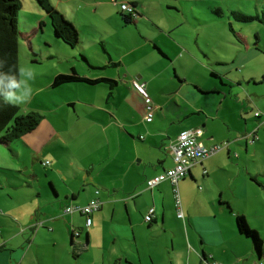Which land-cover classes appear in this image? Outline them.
Masks as SVG:
<instances>
[{
  "label": "rangeland",
  "instance_id": "374dc122",
  "mask_svg": "<svg viewBox=\"0 0 264 264\" xmlns=\"http://www.w3.org/2000/svg\"><path fill=\"white\" fill-rule=\"evenodd\" d=\"M49 1L59 12L67 13L68 17L75 16L79 20H85L84 25L96 26L98 33L90 29H85L82 33L81 29L76 27L77 30H75L78 31L77 42H81L82 45L71 47L60 39L59 47L62 46L61 49L65 51L57 48L50 49L42 45L39 34H29L32 33L31 27H38L40 16L44 15L41 12L42 9L35 0H20L21 7L17 13V30L21 35L27 33L28 38L30 35V40H28L32 47H28L27 43L23 42L26 39L20 36L18 43L20 85L14 97H11L12 102L10 103L19 107L22 114L37 113L40 116V123L34 132L11 141L8 147L0 145V245L5 246V242L12 241L10 246L17 249L13 254L14 264H116L112 259L118 255L119 241L113 244L112 237L108 235L110 225L107 219L102 221L100 218H96L95 221V216L97 217L102 213L101 209L90 216L92 228L89 236L90 243L88 244L85 241H82L83 244L80 245H78L80 241H77L76 244L70 243V236L64 234L63 229H58L54 233H45L44 231L49 230L46 224L36 231L30 228V226H36L37 223L43 222V219L40 218V211L44 209L43 203L46 202L43 195L44 193L53 194L50 180H53L60 193L64 192V183L67 182L69 185L79 188L80 199L84 197V190L88 186L82 180L74 182L64 177V175L69 176L71 174L73 167L76 168L79 164L78 161L86 160V155L79 148L80 144H94L99 148L106 141L104 138H107L112 146L116 142L125 144V141L128 144L127 138L119 133V129L111 128L106 132L95 130L92 134H86V138L83 141L80 138L79 145H77L68 130L70 121L74 120L75 117L73 113H70L71 111L68 112L71 108L67 110L56 109L57 103L55 102L59 100L58 96H55L57 95L56 90L42 87L46 82L45 73L53 74L57 68L62 69L63 65L71 61L76 65L80 63L81 55L79 53H83L82 46L87 57L98 58L97 54L102 50L91 42L97 43L100 40V34L103 36L110 34V36L107 35L108 41L105 39L103 41L106 43L114 42L115 48L120 51L119 53L134 49L133 57L141 58L146 51L149 53L150 48L147 44L148 48L139 47L143 43V40H140L137 35L140 32L142 37L147 40H156L158 44L163 46L166 44L165 50L170 59H176V56H184L185 58L188 56L194 59L189 60L187 58L185 63L177 62L175 64L177 76H180L181 80L186 77L189 81L197 80L207 84V86H211L214 82L219 88L231 89L234 95L237 92V96L245 101L249 92L246 93L244 88L248 87L249 91H255L259 94L264 93V84L253 85L252 82L248 84L245 82L246 79H243L246 74L258 80L264 78V0ZM121 4L135 6V16H138L136 22L123 26L119 17ZM234 14H242L252 18V20L242 22L237 20ZM50 27L45 29L44 39L47 36L48 39L52 40L54 33ZM87 34L89 36L94 35L97 41ZM168 39L172 42L171 47L167 42ZM104 49L113 55L116 54V51L107 45H104ZM133 57L125 59L126 62L133 65L135 61ZM160 58L164 61L169 60L161 56ZM31 59L36 60L34 64L31 63ZM142 65L146 72L158 71L160 68L152 64L148 57L146 64ZM212 73L216 74V77L212 76ZM173 74L175 73L171 69V75L168 74L167 77L161 78L165 80L164 85L161 86L162 89L159 88L156 81H153L150 87L145 89L147 99L150 100L148 105L145 102L146 99L131 83L136 93L144 100V102L137 103L139 113L141 112L140 108L143 107L141 117L145 113V106H152V108L155 106L154 103H151V96L157 93L156 102L160 104L158 113H160V117H164L163 119L156 117L158 130L166 131L169 129L173 131L177 127L172 119L182 117V98L188 99L191 89L194 88L193 86H182L179 93H172L169 82L174 81L179 86V81L173 78ZM229 82H232L231 87H228ZM123 88L127 91L130 86ZM181 95L182 97H180ZM227 99L229 102H236L234 97ZM251 108L246 109L247 112L243 116L249 119L252 116L250 120H254V113L257 110H251ZM51 109H56L54 111L56 115L50 112ZM259 121L260 125L264 126L261 124V118ZM43 124L46 125L42 126ZM79 125L84 126L85 123L81 121ZM57 132L62 133L57 136ZM259 133L260 137H264V128H261ZM161 134L165 140L168 138L167 136H170L166 133ZM124 146L126 147V145ZM88 154L90 159L98 160L97 162H100L98 158H102L97 151ZM43 160H47L46 162L49 164L44 165L46 162ZM262 161L264 162V159ZM50 163H56L57 168L50 166ZM262 167H264L263 163ZM222 173L217 175L221 185L225 183V175ZM112 175L101 173V175L96 176V173H93L90 176L92 179L95 176L94 188L100 194L102 191L104 192L103 187L108 188L111 185L121 184ZM84 185L85 187H82ZM236 192L235 208L246 213L250 230L255 231L262 241V257L260 258L262 262L254 261L253 257L247 254L249 243H252L250 239H243L237 235L235 218H229L230 215L222 217L220 213H217L218 221L214 217H206L205 220L212 226H215V222L216 226L231 225V221H233V234L227 230L222 234H211V231L205 230L207 226L203 224V218L197 216L195 221L204 228V235H207L206 241L204 244L201 243L199 234L188 221L186 228L190 241L185 240L184 242L187 252L189 250L192 253L194 250L201 252L203 249L208 255L213 253L215 263L212 264H264V190L248 193V196H244V198H242L239 189ZM197 212L201 214L205 211L199 209L196 210ZM12 236L13 238L10 239ZM141 236L143 238L144 234ZM81 237L85 240V231H82ZM140 242L145 241H138L139 244ZM153 242V251L158 257L166 253V243L170 253L175 258L178 257V260L184 253L180 247V241H174V251H172V241L157 240ZM19 250L21 251L20 254ZM118 260L119 257H116L115 261Z\"/></svg>",
  "mask_w": 264,
  "mask_h": 264
},
{
  "label": "crops",
  "instance_id": "0c3cea01",
  "mask_svg": "<svg viewBox=\"0 0 264 264\" xmlns=\"http://www.w3.org/2000/svg\"><path fill=\"white\" fill-rule=\"evenodd\" d=\"M41 12L44 15L40 16L38 27H31L32 33L29 34H39L42 45L50 49L57 48L65 51L61 49L62 46L59 47L60 38L54 35L52 40L48 39L47 36H45V39L43 38L45 29H48L51 23L50 20L48 21L49 18L47 19L48 16L42 10ZM61 14L75 29L79 27L82 33L85 29L98 33L96 26L92 24L89 26L84 25L83 22L85 20H79L75 16L68 17L67 13ZM132 19L136 22L138 16L136 15ZM122 24L127 26L123 21ZM30 35L29 38L27 33L21 35L23 39H26L23 42L27 43L28 47H32L29 42ZM107 35L110 36V34H106V36L100 34V40L97 41L94 35L89 36L87 34V36L97 41L98 44L96 42L91 43L102 50H99L98 58L87 57L84 54L86 53L84 47H80L83 52L79 53L81 55V64L77 63L76 65L71 61L63 65L62 69L57 68L53 74H50V72L45 73L46 82L42 87L56 90L55 93L57 95L55 96L59 98L55 102L57 103L56 109L67 110L71 108L68 112L71 111L70 113H73L75 119L70 121L68 130L77 145H79L80 138L81 141L86 138V134H92L95 130L106 132L111 128L114 130L116 128L119 129V133L127 138L128 144L124 141L125 144L116 142L112 146L108 139L104 138L106 141L99 146L101 151L94 144H80L79 148L86 155V160L83 162L82 160L78 161L79 164L76 168L73 167L71 174L69 176L64 175V177L74 182L82 180L88 186L84 190V197L80 199L81 192L79 188L71 186L67 182L64 183V192L60 193L55 187L53 180H50L53 194L50 193V197L47 193L43 195V199H46V202L43 203L44 209L40 211V218L43 219V222L37 223L40 224L37 228H34L35 225L30 226V228L36 231L46 224L49 230L47 232L44 231L45 233H54L58 229H63V233L70 236V243L76 244L77 241H80L78 242V245H80L83 244L82 241H85L88 244L90 243L89 236L92 222L89 227H85V217L83 215L75 210L64 214V209L66 207H84L90 200L98 198L102 204L100 208L102 213L97 217L95 216V221L96 218H100L102 221L107 219L110 225L108 235L112 237L113 244L119 241L118 255L116 256L119 257V260L115 261L116 257H114L112 259L114 263L201 264L205 261L202 258L204 255H206L207 261L209 260V264L215 263V255L212 252L211 255L206 254L203 249H201V252L196 250H194V253L190 252V250L187 252L184 242L185 240L190 241V236L187 232L186 223L189 221V224L194 226L202 240V244L205 243L207 235H204V228L201 224L195 221L197 216L203 218V224L207 226L205 230L211 231V234L216 233V235L222 234L225 230L233 234V221H231V225L216 226L215 222V226H212L205 220L206 217H214L218 221L217 213H220L222 217L230 215L229 218L231 219L240 215L244 217L247 225L249 224L246 213L240 212L235 208L236 199L234 198L237 195V189L240 190L242 198L248 196V193L264 190V167H262V163L264 164L262 161L264 159V137H260L259 133L264 126L260 125L259 118L253 117L254 120H250L252 116L249 119L245 118L243 114H246V109L252 107L251 110H257L256 112L253 110V112L264 116V93L259 94L255 91H249L248 87L244 88L246 93L249 92L247 100L245 99L244 101L237 96V92L234 95L231 89L219 88L214 82L211 86H207V84L200 83L197 80L189 81L186 77L181 80L180 76H177L175 64L177 62L185 63L187 58L189 60L194 59L188 56L187 58L176 56V59H170L165 50L166 44L163 46L158 44L156 40H147L142 37L140 32L137 35L140 40H143V43L139 47L148 46L150 51L149 53L146 51L144 56L136 59L133 57L134 49L124 50V52L119 53L120 51L115 48L114 42H104L103 39L108 41ZM19 41L20 38L18 43ZM167 42L169 46L172 44L170 40ZM76 45L82 44L77 42ZM104 45L113 48L116 54L113 55L104 49ZM50 51L49 53H51ZM160 56L169 60H161ZM56 57H59V55H56ZM128 57L134 58L133 65L126 62L125 59ZM147 57L152 64L160 67L158 71L146 72L143 69L142 64H146ZM171 69L175 73L173 78L179 81V86L174 81L169 82L172 93H179L182 86H193L194 88L191 89L188 99L182 98V117L172 119V122L177 127L173 131L169 129L164 131L157 128L158 120H156V117H160V113H158L160 104L156 102L157 93L151 96V103H154L155 106L153 108L152 106H145L143 117H145L149 107L153 109L152 121L146 123L141 117L143 107L140 108V113L137 109V103L144 102V100L136 93L132 84L134 86L143 85L145 90L150 87L153 81H156L159 88H161L165 83V80L161 78L167 77L168 74L171 75ZM58 75H74L79 80L53 87V79ZM215 75L212 73V76L216 77ZM104 79L113 82V84L107 86L98 82ZM243 79H246L245 82L248 84L251 82L253 85L264 84V78L258 80L246 74ZM220 81L222 82V79ZM228 85V87H231L232 82H229ZM124 86H130V88L126 91L124 88L122 89ZM222 93L224 94L222 95ZM229 97H234L236 102H229L227 99ZM56 109H51L50 112L56 115L54 112ZM163 118L162 116L160 117V119ZM81 121L85 123L84 126L79 125ZM193 129H201L203 131L199 140L204 147L210 148L225 143L227 146L214 156L193 165L187 176L179 181L177 188L183 211V219H179L175 213L171 184L165 181L150 190L146 188V181L173 167V161L167 149L169 142L182 131ZM253 130L257 134V140L249 143V140L244 137L252 133ZM65 132L67 133V131ZM61 133L57 132V136L61 135ZM161 133L170 135L167 136V141ZM53 135L55 136L54 133ZM94 151H97L102 157L98 158L100 162L88 157V153L92 154ZM43 161L46 162L47 160ZM50 166L57 168L56 163H50ZM93 173H96V176L101 175V173L113 174L112 177H115L121 184L111 185L108 188L103 187L104 192L102 191L100 194L94 188V183H96L94 181L95 176L93 179L90 178ZM219 173L225 175V183L223 185L218 181L217 175ZM85 185L82 187H85ZM96 191H98L97 195L95 194ZM149 208L154 209L155 219L147 224L143 221V218ZM199 209H203L205 212L196 213V210ZM232 213H234V216H232ZM82 231L86 233L85 240L81 237ZM235 232L241 238H247L239 234L236 228ZM141 234H144L143 238ZM12 238L13 236L10 237V239ZM157 240L172 241V251H174V241H180V247L184 251L181 256L182 259L178 260V257L175 258L170 253L167 243L165 244L166 253L161 257L155 255L153 241ZM138 241L145 242H140L139 244ZM5 243V246L0 245V264H14L13 254L17 249L10 246L12 245L11 240ZM8 243L10 244L7 245ZM249 245L247 254H250L254 261L261 263V257H257L252 244L249 243ZM20 253L21 251L19 250Z\"/></svg>",
  "mask_w": 264,
  "mask_h": 264
},
{
  "label": "trees",
  "instance_id": "16d2710c",
  "mask_svg": "<svg viewBox=\"0 0 264 264\" xmlns=\"http://www.w3.org/2000/svg\"><path fill=\"white\" fill-rule=\"evenodd\" d=\"M35 1L50 19L54 36L71 47L75 46L78 38L73 25L49 0ZM20 7V0H0V144L5 146H8L11 141L33 132L40 123V116L37 113L22 114L19 107L8 101L9 94H13L20 85L18 39L21 34L17 30V13ZM119 16L125 25L134 22L133 17L129 14L120 12ZM234 16L242 22L252 20L242 14H234ZM78 80L79 78L74 75H58L53 79L52 86L58 87ZM98 82L107 86L113 84L107 79ZM235 226L239 234L251 240L257 257H262V241L255 231L250 230L243 216H235ZM202 258L207 260L205 255Z\"/></svg>",
  "mask_w": 264,
  "mask_h": 264
},
{
  "label": "built area",
  "instance_id": "2783aa9c",
  "mask_svg": "<svg viewBox=\"0 0 264 264\" xmlns=\"http://www.w3.org/2000/svg\"><path fill=\"white\" fill-rule=\"evenodd\" d=\"M121 12L131 15L135 17V10L134 7L130 4H121L120 5ZM135 88L139 91L142 97L145 100L146 104L150 102L147 99V94L144 90L143 85H135ZM255 117L261 118V124L264 125V116L260 113H255ZM153 118V109H148L145 114L144 121L149 123L152 121ZM203 134L201 129H193L182 131L172 142L168 145V152L173 161V167L170 169L165 170L164 172L158 174L152 179L146 181V188L153 189L156 186L160 185L161 183L168 181L172 186L173 198L175 203L176 209V216L179 219H183V211L181 208V200L180 195L178 192V183L180 180L184 179L187 174L189 173L190 168L195 165L196 163L202 162L216 153H218L221 149L227 146V144L223 145H216L210 148L204 147L203 144L200 142V138ZM244 138L248 139L249 142L257 140V134L253 131L251 134L245 136ZM142 139V137H140ZM49 163L46 162L44 165H48ZM98 194V191L95 193ZM102 204L98 198L92 199L88 202L87 205L80 208H72L66 207L64 209V214L71 213L74 210L79 212L81 215L85 217V227H89L91 225L90 216L98 211L101 208ZM155 219L154 209L149 208L147 213L145 214L143 221L145 223H151ZM40 226L37 224L35 228ZM203 263L209 264L207 260Z\"/></svg>",
  "mask_w": 264,
  "mask_h": 264
},
{
  "label": "clouds",
  "instance_id": "9594fccd",
  "mask_svg": "<svg viewBox=\"0 0 264 264\" xmlns=\"http://www.w3.org/2000/svg\"><path fill=\"white\" fill-rule=\"evenodd\" d=\"M13 96L12 93L9 94V102H12L11 97Z\"/></svg>",
  "mask_w": 264,
  "mask_h": 264
},
{
  "label": "water",
  "instance_id": "95a60500",
  "mask_svg": "<svg viewBox=\"0 0 264 264\" xmlns=\"http://www.w3.org/2000/svg\"><path fill=\"white\" fill-rule=\"evenodd\" d=\"M251 134V133H250ZM255 141V140H254ZM254 141H252L251 143H253Z\"/></svg>",
  "mask_w": 264,
  "mask_h": 264
}]
</instances>
